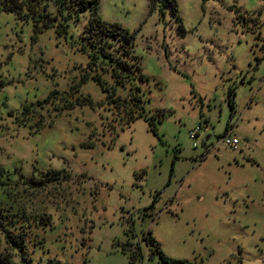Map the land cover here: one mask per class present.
<instances>
[{
	"label": "rangeland",
	"instance_id": "374dc122",
	"mask_svg": "<svg viewBox=\"0 0 264 264\" xmlns=\"http://www.w3.org/2000/svg\"><path fill=\"white\" fill-rule=\"evenodd\" d=\"M174 1V9L164 0L97 4L103 20L131 34L119 41L140 66L145 113L162 118L156 134L143 117L107 129L114 109L96 104L105 93L91 78L79 92L93 106L57 115L39 107L52 90L93 74L79 48L87 12L58 35L0 11V167L14 177L52 169L71 177L26 192L21 178L5 185L30 214L49 215L50 225L32 216L38 223L22 231L25 264H128L122 243L142 244L148 230L171 259L264 264V0ZM24 105L41 116L20 120ZM225 133L239 138L237 149L216 144Z\"/></svg>",
	"mask_w": 264,
	"mask_h": 264
},
{
	"label": "trees",
	"instance_id": "16d2710c",
	"mask_svg": "<svg viewBox=\"0 0 264 264\" xmlns=\"http://www.w3.org/2000/svg\"><path fill=\"white\" fill-rule=\"evenodd\" d=\"M164 1L170 3L173 9L175 8L174 0ZM150 2L153 4L155 0H150ZM97 4L98 0H0V11L12 12L20 20L30 21L35 32L53 27L58 35L68 33V20L71 17L79 19V15H84L87 12L79 35L81 40L79 48L87 54L88 65L90 68L92 66L93 74L84 73L78 82L73 81L66 90H52L46 98L38 102L39 107H42L43 103L51 104L54 106V115H57L74 106H93L95 103L92 99L79 92L80 84L91 78L99 84L105 93V99L96 104L101 106L107 103L110 111L112 108L114 109V111L112 110L113 117L106 121L107 129L115 133L116 123L120 129H123L124 126H129L134 119L143 117L152 132L156 134V122H160L162 118L158 117L156 113L150 115L145 113L143 106L145 100L136 83L140 77L139 74H136L140 70V66L131 52L130 45L125 46L119 41V38L123 37L129 42L131 34L119 23L103 20L97 12ZM106 74L110 75L111 79L109 78V80L112 84L104 79ZM125 86L128 87L125 94L117 93V87ZM75 93L78 94L75 95ZM229 105L232 108L231 100H229ZM22 108L23 117L20 120H27L30 113L39 114L34 106L24 105ZM9 113L12 114L11 111ZM39 115L41 116V114ZM42 121L44 120L39 117L38 124L41 125ZM48 121L50 124L52 119H48ZM19 178L22 181V190L26 192L28 189L45 188L50 183H54V187L62 185L71 177L69 172L56 169L39 173L38 176H27L20 173L14 177L12 172L0 167V231L4 243L8 247L6 253L0 251V264H16L11 257L13 254L18 255L19 261L23 262L27 258L31 260V257L27 255L26 241L21 234L25 233L27 222H31V225L37 222L36 218H32V216L50 225L49 215L42 216L33 212L31 215L24 204H19L18 200H15V194L6 190L5 185L9 182L16 184ZM154 201L155 198L147 209H152ZM17 231L18 233H16ZM22 231L24 232L22 233ZM141 241L142 244L136 241L132 248L129 247L132 245L129 241L122 243V250H130L128 264L135 262L142 264L144 260L146 264H194L190 261L171 259L166 256L149 230L142 233Z\"/></svg>",
	"mask_w": 264,
	"mask_h": 264
},
{
	"label": "built area",
	"instance_id": "2783aa9c",
	"mask_svg": "<svg viewBox=\"0 0 264 264\" xmlns=\"http://www.w3.org/2000/svg\"><path fill=\"white\" fill-rule=\"evenodd\" d=\"M202 125L199 123L197 126H195L192 130L189 132V137L193 140L192 145L196 146V138L197 136L202 132ZM204 131H206V128H204ZM209 136V135H207ZM216 144L217 145H224L227 147H230L231 149H237V145L239 143V138L237 136H232L228 133H225L219 137L216 138ZM207 148H205L206 150Z\"/></svg>",
	"mask_w": 264,
	"mask_h": 264
}]
</instances>
